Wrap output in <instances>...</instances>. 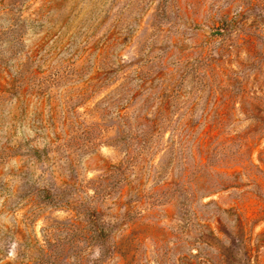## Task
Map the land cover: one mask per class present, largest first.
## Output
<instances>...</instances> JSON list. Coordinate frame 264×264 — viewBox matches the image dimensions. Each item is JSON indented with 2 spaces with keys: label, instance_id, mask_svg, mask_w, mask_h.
<instances>
[{
  "label": "rangeland",
  "instance_id": "1",
  "mask_svg": "<svg viewBox=\"0 0 264 264\" xmlns=\"http://www.w3.org/2000/svg\"><path fill=\"white\" fill-rule=\"evenodd\" d=\"M0 264H264V0H0Z\"/></svg>",
  "mask_w": 264,
  "mask_h": 264
},
{
  "label": "trees",
  "instance_id": "2",
  "mask_svg": "<svg viewBox=\"0 0 264 264\" xmlns=\"http://www.w3.org/2000/svg\"><path fill=\"white\" fill-rule=\"evenodd\" d=\"M225 109L226 108H224L223 109V111H221L220 112V116H219V118H217L218 120H219V122L218 123H214V125L212 124V125H209L208 127H207V129L205 130V134L207 133V138H208V140H211L212 138H214V136L218 133V131L219 130H221V128L223 127V121H224V119H225V117L224 116H222L223 114H224V112H225ZM213 129H217L215 132H213V133H211L212 132V130ZM229 140V142H232V138H230V139H226V141H228ZM207 147V144L205 145V151H204V153H203V155H208V153H209V150L206 148ZM243 152H241V154H242ZM205 156H201V158H200V161H202V159H203V157H205ZM252 165H254L252 162H250ZM248 170H250L249 168H248ZM259 170H261V169H259V168H257V171H259ZM216 172H217V174H221V172H219V171H217L216 170ZM240 171H237V173H239ZM233 175V173H231V174H229L228 176H232ZM218 183V182H217ZM216 185V187H218V184H215ZM197 189H204V188H197ZM196 191H198V190H196ZM209 194H206V195H203L202 197H204V196H208ZM195 198H197V194H196V192H195V190L194 189H192V193L190 194V196H184L183 197V199H184V201H183V203H182V205L184 206V208H186L187 210L186 211H189V210H191L192 209V216L194 217V218H196V220L198 219V214H197V212L193 209V207L191 206V204H192V202L194 201V199ZM193 200V201H192ZM201 201V200H200ZM202 206H204V207H206V206H210V205H214V208H215V214H216V216H214V217H218L220 214H222V213H225V214H227V213H229L230 212V210L229 209H224V208H221L218 204H217V202H215V201H208V202H204V203H202L201 204ZM217 220H218V218H217ZM208 226L206 225L205 226V228H207ZM208 229V231H210V232H212L211 231V228H207Z\"/></svg>",
  "mask_w": 264,
  "mask_h": 264
}]
</instances>
